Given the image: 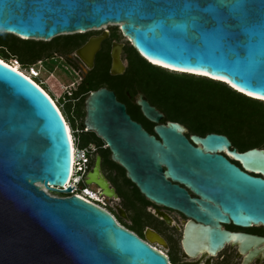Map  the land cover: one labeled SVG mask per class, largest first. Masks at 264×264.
Instances as JSON below:
<instances>
[{"label": "water", "instance_id": "1", "mask_svg": "<svg viewBox=\"0 0 264 264\" xmlns=\"http://www.w3.org/2000/svg\"><path fill=\"white\" fill-rule=\"evenodd\" d=\"M107 25L118 26L152 65L148 59L264 101V0H0V33L22 39L49 41ZM107 37L104 29L75 50L87 68ZM123 69L121 45L113 44L110 73ZM84 105L85 127L108 144L111 158L147 198L209 225L190 227L192 251L216 253L230 241L260 243L221 229L219 221L264 226V179L254 176H264V148L240 152L225 134L213 132L192 134L190 143L179 122L158 124L163 114L142 94L137 105L157 124L161 141L131 119L112 91H91ZM64 119L37 83L0 60V264H167L99 206L52 194L71 173ZM161 164L164 174L200 195L199 205L165 182ZM84 183L106 185L99 158Z\"/></svg>", "mask_w": 264, "mask_h": 264}, {"label": "flooded vegetation", "instance_id": "2", "mask_svg": "<svg viewBox=\"0 0 264 264\" xmlns=\"http://www.w3.org/2000/svg\"><path fill=\"white\" fill-rule=\"evenodd\" d=\"M100 33L101 31L89 33L86 39L81 44L71 48L72 50L68 49L73 46L75 42L67 39H61L55 45L57 49L52 51L51 54L44 59L49 60L50 63H53L56 66H63L65 70L70 67L79 79L78 81L73 82L70 91H67L66 87L62 97L63 99H61L62 107L64 113L68 115L69 118L73 120L80 119V122L74 130H78L85 134L87 138H93V135L95 136V142L87 143V145L92 144L94 148V152L90 158L87 174H90L93 171L96 161L99 158L100 177L107 182L104 187L96 186L100 190V208L112 217L117 226L135 235L151 249L163 255L167 264H264V226L261 224L252 223L248 227H241L234 225L232 221L227 223L219 221L221 229L255 236L261 240L260 243L244 247L245 245L240 242L230 241L226 242L221 249L216 251V253H210L208 251H192V249L189 248V243L194 241L195 232L190 227L192 225L195 227L209 225L196 220L194 217L185 214L182 210L176 207L156 203L147 198L140 191L137 185L127 177L126 170L111 158V151L108 144L101 138L97 137L94 132L89 131L85 127L84 102L89 93L85 96L83 101H81L80 95L76 97L74 95L83 82H85V87L88 86L86 80L91 74H98L105 68H108V72L112 76V78H110L111 80H108L107 83L96 87L92 91L99 88H105L112 91L115 94L117 101L125 105L126 111L131 119L139 123L149 135H152L157 140L161 141L160 136L154 130V126L157 124L146 119L143 116L140 107L137 105V99L140 94H142V97L152 105L140 89L139 82L121 80L118 78L119 75H123L126 71L128 65L126 46L130 44L129 41H121V31H118L115 34L113 28L108 29V37L101 42L100 50L95 55L92 68H87L86 65L75 55V50L82 46L90 36L98 35ZM113 44L121 45V61L124 64V69L121 74L110 73L111 50ZM31 78L33 79V77ZM47 94L62 113L61 108L57 104L54 97L49 93ZM134 106H138L141 113V115H137V119L128 112V109L134 108ZM155 108L161 112L157 107ZM161 113L163 116L158 124H165L168 121H174L167 119L164 112ZM183 126L186 128V130L183 131V134L190 141V143H192L190 139L192 134L199 136L207 134L194 132L185 125ZM230 142L231 148H235L237 151H240L234 146L231 140ZM224 155L226 154L224 153ZM226 157L242 169L238 162L234 161L227 155ZM161 169L162 174L164 175V180L169 186H176L177 189L183 191L184 196L188 200L193 199V204L195 206L199 205L198 200L201 199L200 195L192 191L191 188L182 182L175 181L164 174L165 167L162 164ZM254 176L264 179V176L259 174H254Z\"/></svg>", "mask_w": 264, "mask_h": 264}, {"label": "trees", "instance_id": "3", "mask_svg": "<svg viewBox=\"0 0 264 264\" xmlns=\"http://www.w3.org/2000/svg\"><path fill=\"white\" fill-rule=\"evenodd\" d=\"M113 29L115 34L120 31L117 26ZM88 34L61 35L50 41H41L0 33V59L12 65L8 60L15 58L23 67L30 68L33 67L32 64L44 60L56 50L55 45L59 40L75 42L68 49L72 50L71 48L81 44ZM64 47L66 48L65 45ZM126 53L128 65L125 73L118 78L138 81L148 100L164 112L167 119L177 121L201 134L208 132L225 134L240 151L253 147L264 148V101L247 97L220 81L173 72L152 65L130 44L126 46ZM35 78L32 80L45 91ZM110 78L112 76L108 68L98 74H91L86 80L88 86L85 87L83 82L74 96L80 95L83 101L90 91L107 83ZM138 108L134 106L128 109L136 119L138 114L141 115ZM62 114L65 117L66 114L63 112ZM68 120L74 125L73 119ZM94 138V135L93 138H87L88 141L83 145L95 142Z\"/></svg>", "mask_w": 264, "mask_h": 264}, {"label": "rangeland", "instance_id": "4", "mask_svg": "<svg viewBox=\"0 0 264 264\" xmlns=\"http://www.w3.org/2000/svg\"><path fill=\"white\" fill-rule=\"evenodd\" d=\"M115 25H107L100 30H92L85 33H94L97 31L102 30H108L110 28H114ZM118 27V26H117ZM121 41L122 42H128L127 38L123 37L121 35ZM8 62H11L12 64H15L19 67V69L24 72L25 74H29V68L23 67V65L20 62L15 61V58H10ZM32 66L38 71V77L35 78L38 80L39 84L45 89L47 93H49L51 96L54 97L57 104L60 106L61 111H63L62 107V100L63 99V93L66 89V87L72 86L74 81H78L77 75L70 69V67L65 70L63 66L55 65L53 63H50L49 60H43L42 63H38V61L35 64H32ZM65 118L67 119V124L69 128H74L77 126V124L80 122V119L75 120L74 119V125L71 124L70 120H68V115H65ZM76 136L79 138V145L85 144L88 139L83 133H76ZM91 188H96L95 185H90Z\"/></svg>", "mask_w": 264, "mask_h": 264}, {"label": "built area", "instance_id": "5", "mask_svg": "<svg viewBox=\"0 0 264 264\" xmlns=\"http://www.w3.org/2000/svg\"><path fill=\"white\" fill-rule=\"evenodd\" d=\"M42 63V61H38ZM12 64V63H11ZM22 72V71H21ZM73 85V84H72ZM39 86V85H38ZM71 86L67 87V91H70ZM70 127V126H69ZM78 130H73L70 128L69 137L71 141V173L67 184L59 188L62 190L59 193H52L53 195L66 197L71 195H77L82 199L91 202L97 206H101V197L99 188H91L90 185L84 183L87 178V172L89 167L90 158L94 152L93 145H79V138L76 136V133H79ZM72 186V190L68 193H63V190L67 189L69 186Z\"/></svg>", "mask_w": 264, "mask_h": 264}, {"label": "bare ground", "instance_id": "6", "mask_svg": "<svg viewBox=\"0 0 264 264\" xmlns=\"http://www.w3.org/2000/svg\"><path fill=\"white\" fill-rule=\"evenodd\" d=\"M1 60V59H0ZM149 61H151L153 64H155V65H159V66H162V67H167V68H169V69H171V70H177V71H184V70H180V69H175V68H173V67H169V66H166V65H163V64H161V63H158V62H156V61H153V60H150V59H148ZM3 61V60H2ZM4 62V61H3ZM6 63V62H5ZM8 64V63H7ZM12 67H14L15 69H17V70H19L20 71V69H19V67L17 66V65H15V64H12ZM23 74H25L24 72H22ZM190 73H194V72H190ZM196 75H204V74H200V73H195ZM246 94H248V93H246ZM248 95H250V94H248ZM252 96H254V95H252ZM255 97V96H254ZM257 97V96H256ZM257 98H260V97H257ZM53 103H54V101H53ZM55 104V103H54ZM59 109V108H58ZM61 113V112H60ZM62 114V113H61ZM65 120V119H64ZM66 121V120H65ZM66 125H67V130H68V132L70 131V128L68 127V124H67V122H66Z\"/></svg>", "mask_w": 264, "mask_h": 264}]
</instances>
